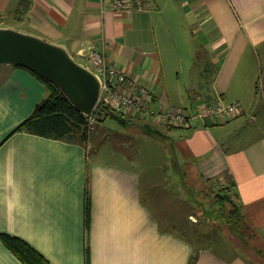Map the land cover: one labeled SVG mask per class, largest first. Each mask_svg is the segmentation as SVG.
Wrapping results in <instances>:
<instances>
[{
    "label": "crops",
    "instance_id": "obj_1",
    "mask_svg": "<svg viewBox=\"0 0 264 264\" xmlns=\"http://www.w3.org/2000/svg\"><path fill=\"white\" fill-rule=\"evenodd\" d=\"M145 2L143 11H107L100 0H0V19L27 22L77 61L90 64L89 51L103 53L147 89L155 108L192 111L222 99L239 102L240 115L193 120L186 129L110 115L135 134L147 126L182 130L173 145L179 173L169 172L166 160L152 169L113 164L92 155L95 126L88 144L17 131L49 92L26 68L0 66V264H23L3 236L21 239L49 264H191L196 250L193 264H251L179 235L195 216L179 211L184 201L194 203L188 178L200 185L231 180L247 224L264 242V99L255 100L256 82L264 83V0ZM172 3L185 18L170 30L182 44L200 37L205 61L169 52L161 25L167 11L174 19ZM183 63L197 67L186 84L179 83L181 74L189 77Z\"/></svg>",
    "mask_w": 264,
    "mask_h": 264
},
{
    "label": "rangeland",
    "instance_id": "obj_2",
    "mask_svg": "<svg viewBox=\"0 0 264 264\" xmlns=\"http://www.w3.org/2000/svg\"><path fill=\"white\" fill-rule=\"evenodd\" d=\"M172 5L173 10H171V13L172 15H174V19L173 17L172 19L168 17L167 11L166 20H163V23L161 25V27H164V34L168 38L169 52L178 59L181 58L183 60L193 61L204 58L203 61H205L206 56L204 51L205 47H203L204 42H201L199 40L200 37L195 35L196 38L193 37V39L191 40H187L186 38H184V44H182L180 41L181 34H176L170 30L173 25L179 26L185 18L181 11L180 3H172ZM13 19V15L11 17L3 19V22L0 19V24H4L0 26L11 27L18 31L34 34L37 36V34L28 26L27 22L23 21L21 23L20 21H14ZM187 38L189 39L190 35ZM79 62L86 66H90V64L86 61L81 60ZM182 68L184 71L189 69V77L181 74V77L179 79V83L186 84V81H189V78L192 75V70H194L195 72V69L197 67H193V65H186V63H183ZM256 87L257 89L255 100L262 101V99H264V83L262 82V79L261 81L258 79V81L256 82ZM96 116L100 119L96 122L95 125V128L97 130L93 132L94 144L91 152L94 157L111 162L113 164L123 166L130 165L143 169H152L155 166L156 168L160 167L162 160H166L167 162L165 163L169 172L173 171L172 173H179L183 171V168L179 166L175 153L173 151V145L177 142V139L175 137L179 135V132H181L182 130L172 129L171 131H168L167 128H165L164 130H159L157 132L151 129L153 127L147 126V128H141V133L135 134L134 132H132L130 125L124 126V123L116 118L102 115L101 112L96 113ZM244 120L248 121L249 118H245ZM192 123H195V121H192ZM146 124L151 125L148 123ZM125 128H130L127 131L129 136L123 133L126 132L124 130ZM124 154L129 157L128 159H130V162L125 159L126 156ZM187 183L189 185L191 184V187H193V189L201 188V185L196 178L194 180H190L188 178ZM180 187H182L181 182L179 183V188ZM198 196H202L201 193L200 195H193L194 199H198ZM184 202H186V204L183 203L182 205H179V211L182 213H184L185 211L183 209L184 207L190 209L193 208L194 210L197 205V202L195 200L194 205H192V203L189 201ZM200 220L203 221L202 215H195L194 218L191 219L188 227L184 229L186 235L193 241H195L197 247L210 246L211 242L208 241L212 240L213 235L216 236V239L221 242V244H218L217 246H212L213 249L233 251L238 247H232L230 243L233 244V246H240L238 239L235 236H232V234H230L227 229H223L224 226L221 224V222L218 223V226L219 228H221V230H223H217L216 232H213L210 228H207L204 224H202V221ZM192 228H196V231L199 232L193 233L194 230L192 231ZM203 235L206 236V240H204ZM227 243H229L230 247ZM222 244H226V246H228L229 248L222 249V246H219ZM258 251H261V255L264 256V242L261 241V239L252 238L249 242V248L246 249L244 253L246 258L252 264H264V260H261L260 256L257 254ZM233 254L238 253L237 251H233Z\"/></svg>",
    "mask_w": 264,
    "mask_h": 264
},
{
    "label": "trees",
    "instance_id": "obj_3",
    "mask_svg": "<svg viewBox=\"0 0 264 264\" xmlns=\"http://www.w3.org/2000/svg\"><path fill=\"white\" fill-rule=\"evenodd\" d=\"M26 70L46 86L49 95L36 106L32 115L17 128V131H25L41 137L59 140L78 138L88 144L90 142L91 133L88 131L87 117L78 112L55 85L39 77L32 71L28 69ZM104 107L105 105L99 104L96 108L95 114L101 112L102 115H114L125 122H130V118L125 117L122 113H118L111 108L109 111H106ZM224 179L228 180V177L225 176ZM226 183V185H222L220 180L211 179L206 181V183H204L205 185L201 184L202 187L200 189L194 188V195H200L201 193L202 196H198V199H194L197 202V205L194 210L193 208L190 210L194 215L201 214L203 221H200H202V224L207 228H210L213 232L221 230L218 226V223L221 222L224 226V228H222L227 229V231L230 232L232 236H235L240 243V246H233V244L229 242L232 247H238L233 251H237L240 256L250 262L244 253L246 249L249 248V242L252 238H260L247 224L243 215L242 207L237 203L238 196L234 187H232L231 180ZM192 205H194V203ZM186 227L188 226H181L179 228V235L182 237H188L184 230ZM192 231L193 233L199 232L196 231V228H192ZM203 238L204 240L207 239L205 235H203ZM2 241L7 249H9L23 264H49L46 259L21 239L3 236ZM208 242H211L210 246L198 247H208L213 249L212 246L221 244L214 235L212 236V240ZM229 243H227L228 246ZM194 244L197 247L195 241ZM219 246H222V249L230 247L226 246V244ZM257 254L260 256L261 260H264L261 251H258ZM196 259L197 250L191 258V264H193Z\"/></svg>",
    "mask_w": 264,
    "mask_h": 264
},
{
    "label": "built area",
    "instance_id": "obj_4",
    "mask_svg": "<svg viewBox=\"0 0 264 264\" xmlns=\"http://www.w3.org/2000/svg\"><path fill=\"white\" fill-rule=\"evenodd\" d=\"M100 4L107 11L147 9L145 0H100ZM87 56L90 68L100 76L102 81L97 106L99 104L108 106L127 118L140 119L151 125L186 129L190 127V122L193 120L204 124L210 121L225 122L241 113L242 107L239 102L225 103L222 99H218L215 103L202 101L192 111L155 108L149 102L147 89L140 86L136 80L129 79L127 73L120 68L110 65L103 53L91 50ZM95 111L87 117L89 133L92 132L98 120Z\"/></svg>",
    "mask_w": 264,
    "mask_h": 264
},
{
    "label": "water",
    "instance_id": "obj_5",
    "mask_svg": "<svg viewBox=\"0 0 264 264\" xmlns=\"http://www.w3.org/2000/svg\"><path fill=\"white\" fill-rule=\"evenodd\" d=\"M0 66L26 68L55 85L70 104L89 117L97 107L102 81L77 61L64 44L0 26ZM109 111L110 108L105 106Z\"/></svg>",
    "mask_w": 264,
    "mask_h": 264
}]
</instances>
